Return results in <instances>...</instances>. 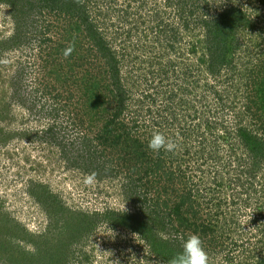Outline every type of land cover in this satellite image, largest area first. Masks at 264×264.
<instances>
[{
  "label": "rangeland",
  "instance_id": "obj_1",
  "mask_svg": "<svg viewBox=\"0 0 264 264\" xmlns=\"http://www.w3.org/2000/svg\"><path fill=\"white\" fill-rule=\"evenodd\" d=\"M74 3L0 2V264H168L165 248L174 256L193 234L207 264H264V153L238 137L264 139L253 85L264 0ZM230 7L247 21L223 23L211 40L203 22ZM229 25L227 63L212 74ZM91 26L128 91L107 138L131 147L105 143L104 124L87 122L95 106L110 108L107 52L86 38ZM154 132L173 151L148 150ZM187 194L193 211L178 218Z\"/></svg>",
  "mask_w": 264,
  "mask_h": 264
},
{
  "label": "trees",
  "instance_id": "obj_2",
  "mask_svg": "<svg viewBox=\"0 0 264 264\" xmlns=\"http://www.w3.org/2000/svg\"><path fill=\"white\" fill-rule=\"evenodd\" d=\"M2 1H11V0H0V2ZM50 0H46V3H48ZM57 2L58 5H60V3L62 4L61 8L62 11L66 9H72L71 7H75L73 6L74 0H54ZM80 1V6H82L81 1L82 0H78ZM75 4V3H74ZM76 5V4H75ZM60 9V11H61ZM67 10V11H68ZM76 11H80L77 9L76 6ZM80 21L85 23L86 25H88V18L87 16L85 17H80ZM235 21L234 25L237 26V24H244L247 21V18L242 14V12L240 10H236V8H231L225 10L220 16L217 17V19H215L212 23H216L217 25H212L210 27L209 22H203L204 26L207 29L206 35L211 39H215L217 40V31L221 29L222 24L223 23H227V25L229 24V22ZM223 28V27H222ZM228 28V32H223V30L220 31V37H219V41L218 43L220 44V50H219V54H216V58L213 59L214 64H212L214 67L215 72H211L212 74L218 73L217 71L220 70V68L225 65L226 62V58H227V51H229V47H230V41H231V37L230 35L232 34V26L229 25L227 26ZM87 29L88 34H86V38L89 40L91 39L94 43L95 46H98V49L100 52H107L104 55V58L107 59L108 61V65L110 68L109 72H108V84L109 86L104 87V90L106 92V94L108 95V100H107V105L110 106L109 109H107L106 111H103L101 108L98 107H94L96 109L95 114L96 117L91 118V119H87L88 124H91V126H98L99 124H104L102 130L100 131V136L98 137V139H103L105 143H109L112 146H116L119 145L121 143V141H123L124 146L131 147L130 144L128 143L129 141L127 140H121L120 137L112 139V140H108V135L110 133V130L113 128V126L115 125V122H117L118 118H120L124 113H125V109L127 106V101L129 100L128 96H127V88L123 85L122 80L120 79V75H119V62L116 59V54L114 52H112L107 44L105 43L104 37L102 36V34L98 33V30H94V27L91 26V28H85ZM99 36V39H96V37ZM219 36V35H218ZM96 39V40H95ZM258 68H260V70L263 71V76L261 77V72L257 73V80L254 79V81H258L259 78L261 79V82L255 83L254 81V89H255V93H256V98H257V103L256 105L258 106V112L259 111H263L264 112V61H262ZM212 71V70H211ZM111 72V73H110ZM247 73V72H246ZM96 86V85H95ZM96 87H92V95H91V100H93L92 98H94V95L98 94L97 91L99 90V88H97L96 91ZM256 101V100H255ZM260 102V104H259ZM89 109V108H88ZM251 109V106L248 107V110ZM258 114V113H257ZM164 124V120H161ZM160 122L157 123L158 125L161 124ZM102 134H104V136L102 137ZM238 137H239V144L241 145V147H243L244 149L247 148V150L250 149V151L252 149L254 150H260L261 153H264V139H261V142L258 143V138L255 135H252L251 133H248L246 131V129L243 130H239L238 131ZM93 142V141H92ZM132 140L131 144H133L134 146H136L137 143ZM123 144L121 146H123ZM253 145H255V147L253 148ZM140 147V146H139ZM123 148V147H122ZM128 149V148H127ZM185 199H183L181 202H179L175 207H173L171 213L175 214L178 218L182 217L181 213H184L186 215V213H189V211H193V199H192V195L191 194H187L185 197H183ZM156 203V202H155ZM159 205V201L156 203ZM164 206L168 207V202H164ZM183 210H185V212H183ZM194 213V212H193ZM183 214V215H184ZM93 216V215H92ZM98 216V214H97ZM127 216V215H126ZM94 219L93 220H88V226L93 227L95 224L96 219L95 216H93ZM170 219V218H169ZM184 221H181L180 225H185V221L188 219H182ZM76 229V228H75ZM78 230V228H77ZM206 230H204L205 232ZM150 243H152L149 240ZM153 245V249L155 250V252H161L160 250H158L157 246L155 243H152ZM175 247L173 248L172 246L169 248H165V250H167L169 253L168 256H170V258L172 257V252L175 251ZM178 250V249H177ZM166 252V251H165ZM264 262V261H263Z\"/></svg>",
  "mask_w": 264,
  "mask_h": 264
},
{
  "label": "clouds",
  "instance_id": "obj_3",
  "mask_svg": "<svg viewBox=\"0 0 264 264\" xmlns=\"http://www.w3.org/2000/svg\"><path fill=\"white\" fill-rule=\"evenodd\" d=\"M72 51L71 48L65 50L67 56ZM175 145L162 133H152L147 148L154 154L161 151L171 152ZM207 253L204 251L203 242L198 235H191L183 241L181 250L171 257L168 264H207Z\"/></svg>",
  "mask_w": 264,
  "mask_h": 264
}]
</instances>
